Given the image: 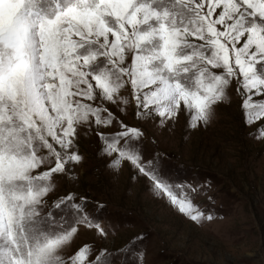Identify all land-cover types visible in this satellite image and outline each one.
Listing matches in <instances>:
<instances>
[{
    "label": "snow or ice",
    "instance_id": "1",
    "mask_svg": "<svg viewBox=\"0 0 264 264\" xmlns=\"http://www.w3.org/2000/svg\"><path fill=\"white\" fill-rule=\"evenodd\" d=\"M233 85L245 124L264 120V0H0V264H115L88 244L65 257L81 227L108 232L87 198L48 200L83 160L80 132L98 137L109 167L130 164L181 214L211 221L115 110L161 125L183 112L197 128Z\"/></svg>",
    "mask_w": 264,
    "mask_h": 264
},
{
    "label": "rangeland",
    "instance_id": "2",
    "mask_svg": "<svg viewBox=\"0 0 264 264\" xmlns=\"http://www.w3.org/2000/svg\"><path fill=\"white\" fill-rule=\"evenodd\" d=\"M235 85L228 98L215 106L207 125L191 128L181 112L175 122L161 125L159 118L137 119L134 106L116 115L143 136L133 141L144 159H157L160 174L169 182L191 185L193 202L211 221H191L130 164L109 167L112 157L102 155V143L80 132L83 160L68 174L55 177L56 190L49 203L68 193L87 198V210L108 232L81 227L65 257L81 246H94L118 255L115 264H264V138L259 120L246 125ZM114 124L106 131L116 132ZM103 205L102 208H98ZM69 220L71 216L67 213ZM131 253H121L132 245Z\"/></svg>",
    "mask_w": 264,
    "mask_h": 264
}]
</instances>
